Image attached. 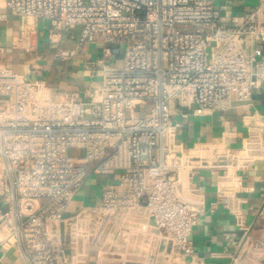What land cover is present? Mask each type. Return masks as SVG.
<instances>
[{
    "label": "built area",
    "instance_id": "built-area-1",
    "mask_svg": "<svg viewBox=\"0 0 264 264\" xmlns=\"http://www.w3.org/2000/svg\"><path fill=\"white\" fill-rule=\"evenodd\" d=\"M0 1L21 19L15 49L36 50L46 20L56 43L78 31L57 60L83 57L89 44L101 50L91 63L99 84L84 90L54 88L0 61V241L24 264H88L91 246L105 258L120 217L143 211L171 244L172 261L207 264L191 237L206 204L194 179L208 171L230 190L219 197L230 198L241 232L231 264H264V227L253 232L264 197L250 222L237 198L243 172L264 160V122L233 151L220 141L188 146L175 119L178 108L187 117L252 104L264 84V0L234 26L217 0ZM92 172L114 179L102 184L99 204L71 211Z\"/></svg>",
    "mask_w": 264,
    "mask_h": 264
},
{
    "label": "crops",
    "instance_id": "crops-1",
    "mask_svg": "<svg viewBox=\"0 0 264 264\" xmlns=\"http://www.w3.org/2000/svg\"><path fill=\"white\" fill-rule=\"evenodd\" d=\"M260 3L261 0H217L216 6L221 12L222 21L234 26L241 24L244 15L256 10ZM2 15L5 18H1ZM20 27L21 19L2 6L0 1V45L5 48L0 61L26 75L45 79L54 88L84 90L91 84H99L101 68L91 64L101 58L97 44H89L83 57L59 61L55 58V52L59 47H73L78 31L63 34L56 43L50 38L49 22L40 20L37 48L27 52L12 47ZM91 69L95 70L93 78ZM181 111L186 110L178 108L175 114L176 120L182 124L178 130L180 141L190 147L199 141H220L237 151L242 148L249 127L264 122V84L254 91L251 105H239L227 111L201 116L189 112L187 117H183ZM243 176L245 189L237 192V198L242 201V210L250 222L264 197V160L256 161L243 172ZM113 179L92 172L76 194L71 211H77L84 205L99 204L102 184ZM194 185L204 193L206 199L205 213L191 237L197 256L207 264H231L241 232L227 207L230 198L219 197L220 190L227 194L230 190L221 189L217 178L208 171H202L194 179ZM119 223L108 233L105 258H98L97 247L91 246L88 264H176L171 259V244L158 235L153 222L143 211L124 214L119 218ZM263 227L264 220L256 224L254 234H258ZM124 235L128 239L126 243ZM124 250L125 256L121 254ZM0 264L24 263L16 248L0 241Z\"/></svg>",
    "mask_w": 264,
    "mask_h": 264
},
{
    "label": "rangeland",
    "instance_id": "rangeland-1",
    "mask_svg": "<svg viewBox=\"0 0 264 264\" xmlns=\"http://www.w3.org/2000/svg\"><path fill=\"white\" fill-rule=\"evenodd\" d=\"M99 48V47H98ZM99 51H100V49H98ZM111 63H116V60H112V61H110ZM145 108L147 109V108H149V106H145ZM177 117H175V119H176ZM75 153H77V150H72L71 151V154H75Z\"/></svg>",
    "mask_w": 264,
    "mask_h": 264
}]
</instances>
